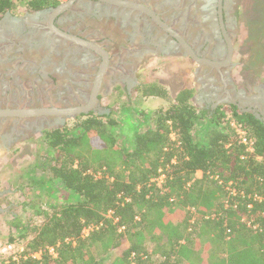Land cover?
Instances as JSON below:
<instances>
[{
	"label": "trees",
	"instance_id": "16d2710c",
	"mask_svg": "<svg viewBox=\"0 0 264 264\" xmlns=\"http://www.w3.org/2000/svg\"><path fill=\"white\" fill-rule=\"evenodd\" d=\"M18 3L39 9L60 1L0 0V15ZM153 86L146 96H166ZM192 93L178 89L153 126L133 134L129 151L116 145L107 116L48 133L50 178L76 200L46 213L1 263L264 264V125L220 109L198 144L191 130L206 112L189 102Z\"/></svg>",
	"mask_w": 264,
	"mask_h": 264
},
{
	"label": "flooded vegetation",
	"instance_id": "af4514ba",
	"mask_svg": "<svg viewBox=\"0 0 264 264\" xmlns=\"http://www.w3.org/2000/svg\"><path fill=\"white\" fill-rule=\"evenodd\" d=\"M241 1L63 0L3 12L0 167L11 156H23L27 143L46 141L52 131L88 116L108 117L119 98L128 107L132 95L147 98L144 93L156 79L143 76L158 61L190 67L189 102L198 111L209 117L220 109L227 115L251 114L264 124V83L248 89L233 73ZM81 108L86 110L76 111Z\"/></svg>",
	"mask_w": 264,
	"mask_h": 264
},
{
	"label": "rangeland",
	"instance_id": "374dc122",
	"mask_svg": "<svg viewBox=\"0 0 264 264\" xmlns=\"http://www.w3.org/2000/svg\"><path fill=\"white\" fill-rule=\"evenodd\" d=\"M234 60L237 62L233 72L237 74L236 81L248 89L254 83H264V0L241 1ZM156 65L157 68L149 66L147 71L152 67V73L145 74L143 80L156 79L155 83L161 85L166 96L141 100L135 94L130 99V107L119 98L107 118L115 121V125L108 126V129L121 149L131 150L133 134L151 128L156 111L166 109L174 93L182 86L192 85L187 64H183L181 69L170 60L158 61ZM213 125L207 113L196 119L191 130L193 140L202 144ZM24 151L27 155L24 152L23 156H11L0 167V190L3 189L5 194L0 199V264L2 259L15 254L20 244L33 236V230L46 213L76 200L60 181L50 178L51 150L46 141L27 143ZM197 176L200 177L201 173L197 172ZM120 252L121 248L113 251L106 262Z\"/></svg>",
	"mask_w": 264,
	"mask_h": 264
},
{
	"label": "built area",
	"instance_id": "2783aa9c",
	"mask_svg": "<svg viewBox=\"0 0 264 264\" xmlns=\"http://www.w3.org/2000/svg\"><path fill=\"white\" fill-rule=\"evenodd\" d=\"M60 2H62L63 0H58ZM232 125L237 129L239 135H240V138H241V141L247 146V150H251V143L250 141L246 138L245 134H244V131H242L239 127H236L234 123H232ZM96 177H99L100 176V172H97L95 174ZM162 179H163V176H160L158 179H156V182H157V185L160 186L161 183H162ZM92 228L91 227H86L84 228L83 230V236H86L89 232V230H91ZM52 251V250H51ZM14 259H16V257H14Z\"/></svg>",
	"mask_w": 264,
	"mask_h": 264
},
{
	"label": "water",
	"instance_id": "95a60500",
	"mask_svg": "<svg viewBox=\"0 0 264 264\" xmlns=\"http://www.w3.org/2000/svg\"><path fill=\"white\" fill-rule=\"evenodd\" d=\"M151 15H152V14H151ZM152 16H153V15H152ZM153 17H154V19H155L157 22L159 21V20L157 19L156 16H153ZM66 37H67V38H70L71 40H74L76 43L80 44V45L83 46V47H89V48H91V49H94L96 52H97V51H101V50H99L98 47L92 45L89 41H86V40H83V39H79L78 37L69 36V35H66ZM103 54H104V53H103ZM192 57L195 58L194 55H192ZM196 60H197V59H196ZM102 74H103V71H100L99 74L97 75V81L100 80ZM80 110L85 111L86 108L76 109V111H80ZM260 121H261V120H260ZM263 123H264V122H263ZM263 125H264V124H263Z\"/></svg>",
	"mask_w": 264,
	"mask_h": 264
}]
</instances>
